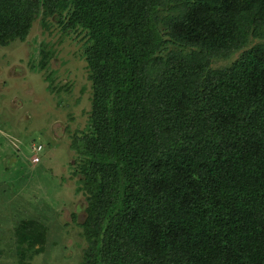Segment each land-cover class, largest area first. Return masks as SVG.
Segmentation results:
<instances>
[{"label": "trees", "instance_id": "trees-1", "mask_svg": "<svg viewBox=\"0 0 264 264\" xmlns=\"http://www.w3.org/2000/svg\"><path fill=\"white\" fill-rule=\"evenodd\" d=\"M39 15L87 40L86 264H264V0H0V46ZM17 238L44 253L40 224Z\"/></svg>", "mask_w": 264, "mask_h": 264}, {"label": "rangeland", "instance_id": "rangeland-1", "mask_svg": "<svg viewBox=\"0 0 264 264\" xmlns=\"http://www.w3.org/2000/svg\"><path fill=\"white\" fill-rule=\"evenodd\" d=\"M86 41L65 34L56 17L39 15L24 42L0 46V264H19L17 232L35 224L47 241L31 264L87 263L80 226L87 197L78 190L80 156L71 149L93 109ZM258 43L264 39L250 42ZM44 52L51 57L40 69ZM238 57L215 59L212 68H230ZM258 200L264 226V190Z\"/></svg>", "mask_w": 264, "mask_h": 264}]
</instances>
